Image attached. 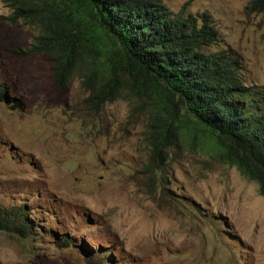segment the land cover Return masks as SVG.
Segmentation results:
<instances>
[{"label": "rangeland", "instance_id": "374dc122", "mask_svg": "<svg viewBox=\"0 0 264 264\" xmlns=\"http://www.w3.org/2000/svg\"><path fill=\"white\" fill-rule=\"evenodd\" d=\"M252 1L165 3L208 14L218 48L264 87V14ZM10 14L0 1V210L22 207L33 230L0 226V264H264L257 182L177 139L147 170V105L120 99L95 113L81 81L57 90L46 56L18 54L35 34Z\"/></svg>", "mask_w": 264, "mask_h": 264}, {"label": "trees", "instance_id": "16d2710c", "mask_svg": "<svg viewBox=\"0 0 264 264\" xmlns=\"http://www.w3.org/2000/svg\"><path fill=\"white\" fill-rule=\"evenodd\" d=\"M0 1L8 21L35 34L18 54L46 56L57 90L81 81L95 113L120 99L147 105V170L177 139L236 167L264 197V87L248 86L236 51L218 48L208 14L174 13L166 0ZM249 9L264 14V0ZM5 94L0 88V102ZM27 216L22 207L0 210V226L26 237Z\"/></svg>", "mask_w": 264, "mask_h": 264}]
</instances>
